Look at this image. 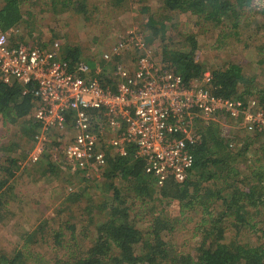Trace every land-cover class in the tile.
Here are the masks:
<instances>
[{"label": "trees", "instance_id": "1", "mask_svg": "<svg viewBox=\"0 0 264 264\" xmlns=\"http://www.w3.org/2000/svg\"><path fill=\"white\" fill-rule=\"evenodd\" d=\"M48 1L55 10L59 4L62 5L60 10L70 9L72 5L82 18L93 13L88 8L89 0ZM128 1L107 0L106 4L116 12ZM38 2L0 0V31L10 33L11 46L34 47L25 42L20 29L28 31L25 33L28 36L34 35L36 27L32 18L36 14L32 8ZM161 4V13L152 12L148 6L142 7L146 16L140 31L149 44L159 45L156 42L159 38L162 41V50L157 54L161 56L165 69L181 75L186 84L201 79L206 71H210V90L214 95L242 100L254 97L264 104V0H161ZM27 5L29 8L25 10ZM94 8L95 13L99 10L98 4ZM176 13L188 14L196 28L205 24L219 29L222 35L215 45L218 50L243 42V33L252 30L246 46L249 49L255 47L257 68L247 71L242 63L231 59L211 65L202 58L204 50L198 32L192 29L182 36L180 44H171L168 30L175 26L172 19ZM119 37L101 55L103 62L112 61L111 69L105 64L98 65L102 68L99 75L102 83L113 90L119 79L114 72L118 64L125 65L124 54L112 51ZM56 39L54 37L49 46L58 41L60 56L68 60L72 67L85 61L81 47L64 45ZM105 53L112 54L110 60L104 58ZM35 106V97L23 94L21 84L5 83L0 79V116L4 122L15 124L26 118L24 122L33 136L40 127L31 116ZM72 116V113L67 116L68 127L72 124ZM216 125L213 122L199 124L198 140L188 144L194 157L193 168L183 181L168 175L160 184L153 174L147 173V159L138 157L135 149L129 150L126 156L107 151L102 188L95 182L98 192L103 193V200L98 205L90 203L85 207L89 222L84 219L85 223L80 220L65 223L55 231V245L62 250V254L55 256L52 264H264V235L257 237L258 240L251 238L256 220L264 216V159L261 158L263 162L257 165L260 156H264L257 155L258 150L253 156H248L249 139H231ZM261 136H264V131H258L255 138ZM53 148L50 143L48 150L51 152ZM19 162L18 158L11 159L10 166L5 168L8 178L13 176L12 168L20 166ZM8 178L0 180V188ZM84 194L86 191L79 195ZM79 195L74 199H78ZM129 197L134 204L136 200H141V207L153 208L148 223L139 225L142 217L140 220L138 217L142 213L130 212ZM162 200L169 203L178 201L180 215L198 211L197 230L193 229L194 254L192 250H178L173 240V221H179L181 217L170 218L166 215L167 208L163 211L156 208ZM258 223L262 225L259 220ZM42 227L40 225L27 234L23 248L16 249L12 254L0 250V264H36L31 245L38 241V232ZM66 230L70 231V240L64 238ZM77 231H80L82 240L89 238L91 243L85 247L80 244ZM226 232L231 234L226 236Z\"/></svg>", "mask_w": 264, "mask_h": 264}, {"label": "built area", "instance_id": "2", "mask_svg": "<svg viewBox=\"0 0 264 264\" xmlns=\"http://www.w3.org/2000/svg\"><path fill=\"white\" fill-rule=\"evenodd\" d=\"M118 41L113 53H131L134 61L131 67L118 64L113 90L102 83L101 67L91 68L85 61L72 67L64 60L58 41L48 47H16L10 45V33L0 31V79L18 82L23 94L35 97L31 116L40 124L28 159L20 166L39 162L58 130L70 129L72 138L63 153L74 172L99 175L108 149L121 156L135 149L138 157L147 159V173L163 184L168 175L179 181L188 177L194 163L188 144L198 140L200 123H221L224 117L247 132L264 131L259 99L214 95L210 71L186 84L153 56L154 47L137 28ZM111 55L105 53L104 58Z\"/></svg>", "mask_w": 264, "mask_h": 264}, {"label": "rangeland", "instance_id": "3", "mask_svg": "<svg viewBox=\"0 0 264 264\" xmlns=\"http://www.w3.org/2000/svg\"><path fill=\"white\" fill-rule=\"evenodd\" d=\"M106 3L107 0H89L87 2L88 8L92 9L94 13V7L98 4L99 10L94 14L92 13L91 16L82 18L73 10L74 6L72 5L70 9L63 8L60 10L62 5L59 4L58 9L55 10L48 0H39L32 8L36 14L35 18H32L33 25L36 27L34 35L28 36L25 34L28 31L22 29L20 31L23 33L22 36L25 37L27 44L49 46L51 40L57 37L56 40L61 41L64 45L70 44L81 47L84 59L91 68L105 64L111 69L112 61L103 62L101 60L102 52L108 50L109 46L114 41L116 42L119 36L136 28L143 29L146 15L142 12V7L148 6L154 13H161L163 10L161 0H129L122 9L119 8L120 10L116 12H113L114 10ZM28 8L29 5L25 7V10ZM172 23L175 26L168 30V41H171V44H180L182 36L192 29L194 32H198L204 50L202 58L211 65L231 59L242 63L247 71H252L255 69L254 67L257 68L256 49L253 46L250 49L246 46V42L250 39L249 35L253 33L252 30L243 33V42L232 43L226 49L218 50L215 45L222 35L219 29L205 24L196 28L194 21L189 18L188 14L176 13ZM261 35L262 33L259 36ZM156 42L159 45L150 43L154 47L153 56L161 60V56L157 53L162 50V41L159 38ZM124 56L126 60H129L127 62L124 59V64L129 67L133 66L132 54L124 53ZM25 119L10 124L4 122L0 116V180L8 178L9 175L5 168L10 166L11 159L27 160L29 151L33 147L35 134L32 136L29 133L30 130L27 123L24 122ZM27 120H29L28 117ZM220 122L217 123L216 127L223 130L227 137L249 139L251 145L247 153L248 156H253L257 150V155L264 156V136L256 139L257 132L250 133L244 128L236 127L230 118L223 117ZM58 131L51 139L50 143L54 147L51 152L47 149L46 153H48H45L46 155L44 154L37 163L28 164L24 167H16L15 165L12 168L13 176L8 178L7 183L0 188V250L12 254L16 249L23 248L27 234L42 225L43 227L38 232V241L31 245L36 264H52L53 258L62 254V250L57 247L58 245H55V231L61 229L63 227L61 225H65V223L72 224L77 220L84 222V219L89 222L85 207L90 203L98 205V202L103 200V193L101 192V195L95 187V182H98L102 188L105 180L102 177V172L99 175L91 176H87L83 172H74L63 153L65 144L72 138V131L70 129ZM107 151L115 153L112 149ZM261 158L264 159L260 156L257 165L263 162ZM85 191L86 194L79 195ZM100 191L102 190L100 189ZM76 195L80 197L74 199ZM128 199V205L131 207L130 212L142 213L143 215L138 217L139 220L142 217L139 225L148 223L152 218L150 211L153 212V208L151 206L141 207V200H136L134 204L133 199L130 197ZM154 204L157 205L158 202ZM159 204L156 208L162 211L163 208H167L166 215L170 218L181 217L179 221H173L175 224L173 231L175 239L173 240L178 250L183 252L192 250L194 254L196 249L193 246V229H196L195 222L200 219L198 218V211L180 215L178 201L173 200L169 203L162 200ZM258 220L262 223L261 226ZM256 222L255 231L251 233L253 240H258L257 237L264 235V216H259ZM80 226L83 224L80 223ZM80 231H77L79 232V243L85 247L91 241L89 238L82 240ZM230 234L231 232H226V236ZM64 238L65 240L72 238L69 230L65 231Z\"/></svg>", "mask_w": 264, "mask_h": 264}]
</instances>
